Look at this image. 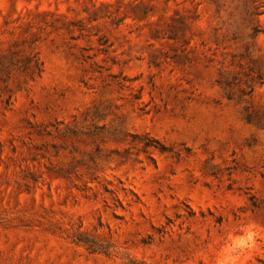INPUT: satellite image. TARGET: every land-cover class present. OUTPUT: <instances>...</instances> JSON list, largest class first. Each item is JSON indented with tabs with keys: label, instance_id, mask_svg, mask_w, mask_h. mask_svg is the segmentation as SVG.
Returning <instances> with one entry per match:
<instances>
[{
	"label": "rangeland",
	"instance_id": "rangeland-1",
	"mask_svg": "<svg viewBox=\"0 0 264 264\" xmlns=\"http://www.w3.org/2000/svg\"><path fill=\"white\" fill-rule=\"evenodd\" d=\"M0 264H264V0H0Z\"/></svg>",
	"mask_w": 264,
	"mask_h": 264
}]
</instances>
